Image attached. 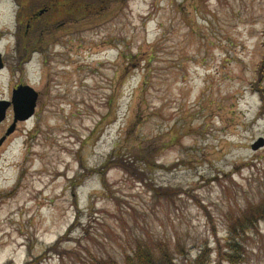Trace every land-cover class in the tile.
Masks as SVG:
<instances>
[{
	"label": "rangeland",
	"instance_id": "1",
	"mask_svg": "<svg viewBox=\"0 0 264 264\" xmlns=\"http://www.w3.org/2000/svg\"><path fill=\"white\" fill-rule=\"evenodd\" d=\"M15 9L0 98H38L0 145V264H129L137 245L229 264L228 229L264 202V0H51L32 56ZM244 249L264 264V220Z\"/></svg>",
	"mask_w": 264,
	"mask_h": 264
},
{
	"label": "trees",
	"instance_id": "2",
	"mask_svg": "<svg viewBox=\"0 0 264 264\" xmlns=\"http://www.w3.org/2000/svg\"><path fill=\"white\" fill-rule=\"evenodd\" d=\"M29 53L26 54L27 56L22 59H29ZM258 76L259 77L257 81L251 82V87L253 91L259 93L261 100L260 108L262 110V113H264V86H262L264 70L259 69ZM245 217L246 218L238 222L236 229H233L231 232L228 229V233L230 234L227 233L225 243L226 247L223 246L218 252L219 258L227 259V262H229V264H244L245 241L249 239V237L252 236V234H254L255 232H259V223L261 220H264V202L254 207L253 210H251V213ZM225 248L228 250H225ZM207 250L208 249H204L203 251H201L199 258L205 255V252ZM131 254L132 255H129V264H180L179 261H175L170 255L166 253L161 254V256L159 255L157 257H153L152 250L147 246L143 247L137 245Z\"/></svg>",
	"mask_w": 264,
	"mask_h": 264
},
{
	"label": "flooded vegetation",
	"instance_id": "3",
	"mask_svg": "<svg viewBox=\"0 0 264 264\" xmlns=\"http://www.w3.org/2000/svg\"><path fill=\"white\" fill-rule=\"evenodd\" d=\"M4 2H10L16 6L14 24L16 29L24 26L26 34L30 37H34L37 44L30 45L29 52L39 51L43 45H45L44 38H40L43 34V30H47L49 27V20L47 14L50 10L51 0H0ZM41 30L40 35H37V31ZM1 40V33H0ZM1 60L3 61V55L1 53Z\"/></svg>",
	"mask_w": 264,
	"mask_h": 264
},
{
	"label": "water",
	"instance_id": "4",
	"mask_svg": "<svg viewBox=\"0 0 264 264\" xmlns=\"http://www.w3.org/2000/svg\"><path fill=\"white\" fill-rule=\"evenodd\" d=\"M2 68L3 62L0 53V69ZM37 98L38 92L28 84H18L14 87L12 89L10 100L0 98V122L6 117V110L10 106L13 111V122L6 130V134L0 138V145L5 137L13 131L17 121L27 120L34 114ZM262 146H264V139L262 137L258 138L251 144V148L254 150Z\"/></svg>",
	"mask_w": 264,
	"mask_h": 264
}]
</instances>
